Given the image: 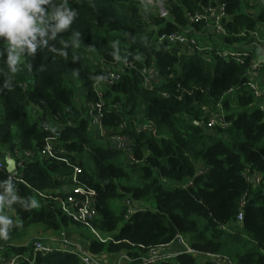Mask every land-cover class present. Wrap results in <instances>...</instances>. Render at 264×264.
<instances>
[{
  "label": "trees",
  "instance_id": "16d2710c",
  "mask_svg": "<svg viewBox=\"0 0 264 264\" xmlns=\"http://www.w3.org/2000/svg\"><path fill=\"white\" fill-rule=\"evenodd\" d=\"M217 2L231 16L222 20L226 33L219 41L224 47L248 41L250 32L264 23V8L251 14L249 0H50L44 6L49 15L65 6L75 12L67 28L53 37L50 26L55 21L48 20L46 35H37L34 51L27 46L10 49L0 37V157L16 148H41L46 132L39 122L58 117L61 155L78 163L80 179L96 190L98 217L92 225L110 238L102 242L93 234L86 237L90 253L124 251L128 264H139L148 247L168 243L180 233L198 253H219L238 264H264V110L252 106L254 95L245 76L249 60L239 64L215 50L184 52L178 44L156 41L167 32H200L204 24L190 23L187 13ZM158 3L167 15L160 14ZM10 52L17 57L11 66ZM120 53L132 66L122 68L119 81L102 83V124L114 132L126 122L122 132L134 138V153L141 160L133 165L124 163L122 152L104 143V136L92 134L86 108L98 100L95 82L118 65ZM148 67L164 78L151 89L142 87ZM80 88L85 90L83 104L77 102ZM228 93L233 105L224 99ZM218 104L230 125L208 129L203 107L213 110ZM145 121L152 122L153 133L135 130ZM22 171L28 186L9 179L5 167L0 168V204L3 198L10 201V220L18 224L11 227L9 213L0 207L4 254L27 249L16 247L14 240L30 225L54 232L80 225L56 201L32 190L68 187L71 166L36 156L24 161ZM254 174L260 176L256 185L247 179ZM244 194L242 221L224 229L235 219ZM32 195L38 208L31 203ZM125 197L145 209L125 219ZM32 264L83 263L77 253L54 250L37 255ZM153 264L212 263L178 253Z\"/></svg>",
  "mask_w": 264,
  "mask_h": 264
},
{
  "label": "built area",
  "instance_id": "2783aa9c",
  "mask_svg": "<svg viewBox=\"0 0 264 264\" xmlns=\"http://www.w3.org/2000/svg\"><path fill=\"white\" fill-rule=\"evenodd\" d=\"M255 1L261 8H264V0H250ZM158 9L161 15H167V10L162 4L158 3ZM227 13L225 12L224 3L217 2L215 5L201 6L193 13H187V18L190 23L202 22L204 26H212L214 32L221 36L226 33L222 20L226 18ZM259 38L258 31L250 32V36ZM158 44H178L184 52H200L209 53L213 50L226 60H233L239 64H245L249 60V64L246 65L247 77L246 84L252 90L254 95V103L260 110H264V86L260 81V67L262 61H264V52L262 54L261 61H255L251 52L246 49H241L237 46L233 47H212L203 42L195 34H187L180 31H172L160 34L156 39ZM132 66L131 62H127L123 55L118 56V65L107 70V76L104 79H99L95 82L93 89L98 96V100L95 102H89L86 104L87 114L90 117L91 126L99 132L100 136H104L107 139V145L111 148H115L122 152V158L124 163L133 165L141 163V160L136 158L134 153L135 140L132 136L123 133L122 131L127 126L126 122L123 121L116 127L114 132H107L106 127L103 126V108L104 102L102 101V86L100 84L107 83L112 84L120 80L121 70L123 67ZM164 81V78L160 75L155 67H148L143 71L142 87L151 89ZM167 96V94H163ZM203 111L207 114L205 126L208 129H213L217 126L221 129H225L230 125V121L225 118L223 106L218 104L213 110L203 107ZM39 127L46 132V137L41 148H33L28 151H21L16 148L12 155L6 154L3 158L0 157V168L6 169V157H11L15 161V168L7 172L9 179L27 183L23 180V165L24 161L32 160L36 156L52 158L56 160L64 161L66 164L71 166L72 174L70 176L71 183L68 187H65L58 191H45L32 189L33 192L42 198H48L56 201L61 212L70 218L73 222L85 226L90 232L98 238L100 241H105L97 231L92 222L98 217L97 211V192L96 190L87 185L80 179V175L83 170L78 163L69 161L64 158L61 154L64 152V147L60 145L59 138L61 135L62 127L58 123V117H46L39 122ZM137 132H152L153 124L151 121H145L137 123L135 125ZM252 185H256L260 181V176L254 174L247 178ZM28 186V185H27ZM15 199H19V196H11ZM136 202V205H134ZM246 203V194L242 195L238 203V212L235 219L226 226H222L224 229H233L243 219V208ZM124 204L126 206L125 219L129 218L137 210H144L145 206L137 201L125 197ZM1 205L5 213L10 210V201L7 198H3ZM7 222L10 226H14V222L6 216ZM54 242H47L40 238L33 240L27 249L22 252H12L4 254L0 251V264H32L35 261L37 255H45L53 252L56 249ZM65 251V250H64ZM68 252L77 253L70 249ZM178 253H189L194 256L197 262L201 260H207L212 264H238L235 260L229 256L221 255L219 253H198L188 243L187 239L180 233H177L172 240L168 243H163L155 246L148 247L146 254L141 258L139 264H153L157 262L167 261L170 258L176 256ZM78 254V253H77ZM79 255V254H78ZM91 254L79 255L80 260L83 264H99ZM102 264V263H101Z\"/></svg>",
  "mask_w": 264,
  "mask_h": 264
},
{
  "label": "clouds",
  "instance_id": "9594fccd",
  "mask_svg": "<svg viewBox=\"0 0 264 264\" xmlns=\"http://www.w3.org/2000/svg\"><path fill=\"white\" fill-rule=\"evenodd\" d=\"M49 3L50 0H0V37L6 39L10 49H23L27 46L34 51L37 35H46L48 20L55 21L50 26L53 37L68 27L76 15L75 12L65 6L62 11L58 8L49 15L44 7ZM16 60L17 57L10 52L9 65H14Z\"/></svg>",
  "mask_w": 264,
  "mask_h": 264
},
{
  "label": "crops",
  "instance_id": "0c3cea01",
  "mask_svg": "<svg viewBox=\"0 0 264 264\" xmlns=\"http://www.w3.org/2000/svg\"><path fill=\"white\" fill-rule=\"evenodd\" d=\"M250 5L254 8L251 11H249L251 14H256L261 7L255 3V1H250ZM227 19H230L231 16L227 14ZM264 24V23H262ZM258 35L259 38H256L254 36H250L248 41H244L241 43L236 44L237 47L241 49H246L251 52V56L255 61H261L262 60V54L264 52V28H262L261 24L259 25L258 29ZM196 36H198L203 42H205L207 45H210L212 47H224L225 45H222L219 41V35H217L214 32V28L212 26H203L202 30L198 33H195ZM235 47V46H234ZM260 81L263 83L264 86V61H262L260 70ZM84 90V89H83ZM80 92L81 98L83 97V94L85 93V90L82 92L81 88L78 90V93ZM228 99V101H231V95L228 93V95L225 96L224 99ZM254 108L256 107L255 103L252 105ZM201 167V166H200ZM152 207V206H151ZM10 212V211H9ZM8 212V213H9ZM13 213V212H10ZM10 218V217H9ZM37 238H34L35 240ZM81 245L78 247L76 243H72V246L68 244L66 241H59L54 242L56 249L58 250H65L69 251L72 249L73 251H76L79 255L82 254H91L90 256L93 257L99 264H128L129 258L127 257L126 253L124 251L118 252V253H107V252H101L99 254H92L88 251V239L87 240H80ZM9 253H12L10 251Z\"/></svg>",
  "mask_w": 264,
  "mask_h": 264
},
{
  "label": "rangeland",
  "instance_id": "374dc122",
  "mask_svg": "<svg viewBox=\"0 0 264 264\" xmlns=\"http://www.w3.org/2000/svg\"><path fill=\"white\" fill-rule=\"evenodd\" d=\"M161 4V3H160ZM252 9H254L252 6L250 8L249 11H251ZM262 28H264V24H261ZM118 43L120 44V40H118ZM121 52V50H120ZM122 55V53H120ZM102 86V84H100V87ZM82 92L84 91L83 88H81ZM77 102L78 104H83V99L81 98V94L80 92L77 93ZM230 105H233L234 102H229ZM256 105V104H255ZM32 118L36 117V113L34 111L30 112ZM92 129V134H96L99 135V132L91 126ZM103 137V136H101ZM102 141L105 143L107 142L106 137L102 138ZM123 203H124V198H123ZM31 203L33 204V206L35 208H38V204H37V197L33 196L31 197ZM136 205V202H134ZM0 207H2V205L0 204ZM4 212V209H3ZM4 214H7L4 212ZM8 218L13 216V213L7 214ZM9 218V219H10ZM18 225L17 221H15V226ZM71 228H68L65 232L60 231V232H54L52 230H48L45 229L42 225L40 224H33L28 226L27 228H25L24 230L20 231V235L21 238L19 240H14V243L16 245V247L22 246V245H26V248L30 246V244L33 242L34 238H40L42 240H45L47 242H59V241H66L68 244H70V246H72V243H76L77 246L79 247L81 245V241H78V239L80 240H86V237H90L91 236V232L88 230V228H86L83 225H73L70 224ZM103 238L105 239H110L107 236H103L101 235Z\"/></svg>",
  "mask_w": 264,
  "mask_h": 264
},
{
  "label": "water",
  "instance_id": "95a60500",
  "mask_svg": "<svg viewBox=\"0 0 264 264\" xmlns=\"http://www.w3.org/2000/svg\"><path fill=\"white\" fill-rule=\"evenodd\" d=\"M6 171L10 172L15 168V161L11 157H6Z\"/></svg>",
  "mask_w": 264,
  "mask_h": 264
}]
</instances>
